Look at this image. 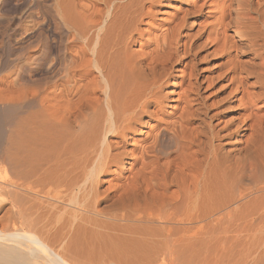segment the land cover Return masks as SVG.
Returning <instances> with one entry per match:
<instances>
[{"label": "bare ground", "instance_id": "bare-ground-1", "mask_svg": "<svg viewBox=\"0 0 264 264\" xmlns=\"http://www.w3.org/2000/svg\"><path fill=\"white\" fill-rule=\"evenodd\" d=\"M255 224L264 0H0V264H236Z\"/></svg>", "mask_w": 264, "mask_h": 264}, {"label": "rangeland", "instance_id": "rangeland-1", "mask_svg": "<svg viewBox=\"0 0 264 264\" xmlns=\"http://www.w3.org/2000/svg\"><path fill=\"white\" fill-rule=\"evenodd\" d=\"M6 127V126H5ZM254 240L252 242V247L249 254L246 252L242 254H237L234 257V263L236 264H264V226L255 224L254 225ZM257 226V227H256ZM257 231V232H256ZM260 233V235H259ZM258 234V235H257ZM248 254V255H247ZM237 261V262H236Z\"/></svg>", "mask_w": 264, "mask_h": 264}]
</instances>
